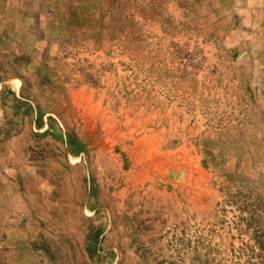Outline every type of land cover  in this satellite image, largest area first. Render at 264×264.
<instances>
[{"label": "rangeland", "instance_id": "1", "mask_svg": "<svg viewBox=\"0 0 264 264\" xmlns=\"http://www.w3.org/2000/svg\"><path fill=\"white\" fill-rule=\"evenodd\" d=\"M0 264H264V0H0Z\"/></svg>", "mask_w": 264, "mask_h": 264}]
</instances>
